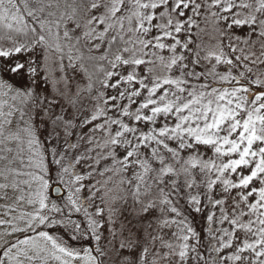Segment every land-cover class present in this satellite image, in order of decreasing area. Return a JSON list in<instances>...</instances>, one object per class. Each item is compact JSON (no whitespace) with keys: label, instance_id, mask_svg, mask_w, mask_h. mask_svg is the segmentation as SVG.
Listing matches in <instances>:
<instances>
[{"label":"snow or ice","instance_id":"snow-or-ice-1","mask_svg":"<svg viewBox=\"0 0 264 264\" xmlns=\"http://www.w3.org/2000/svg\"><path fill=\"white\" fill-rule=\"evenodd\" d=\"M0 264H264V0H0Z\"/></svg>","mask_w":264,"mask_h":264},{"label":"rangeland","instance_id":"rangeland-1","mask_svg":"<svg viewBox=\"0 0 264 264\" xmlns=\"http://www.w3.org/2000/svg\"><path fill=\"white\" fill-rule=\"evenodd\" d=\"M197 226L199 227L200 225H199V218H197Z\"/></svg>","mask_w":264,"mask_h":264}]
</instances>
